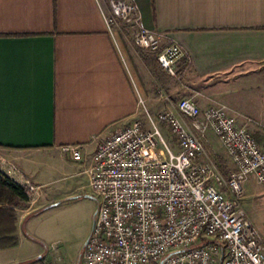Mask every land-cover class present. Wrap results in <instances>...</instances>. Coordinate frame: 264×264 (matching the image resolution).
Listing matches in <instances>:
<instances>
[{
	"label": "crops",
	"instance_id": "obj_1",
	"mask_svg": "<svg viewBox=\"0 0 264 264\" xmlns=\"http://www.w3.org/2000/svg\"><path fill=\"white\" fill-rule=\"evenodd\" d=\"M132 1L141 25L184 50L186 76L175 93L203 89L240 126L264 119V0ZM110 12L109 0H0V176L42 187L47 168L77 163L71 146L82 148L77 169L88 176L101 141L140 119L139 90L152 101L136 72L146 65L131 64L128 28L107 26ZM244 189L246 202L264 212V186L251 178ZM20 202L18 245L0 247V264H46L25 233L31 213Z\"/></svg>",
	"mask_w": 264,
	"mask_h": 264
},
{
	"label": "built area",
	"instance_id": "obj_2",
	"mask_svg": "<svg viewBox=\"0 0 264 264\" xmlns=\"http://www.w3.org/2000/svg\"><path fill=\"white\" fill-rule=\"evenodd\" d=\"M109 5L107 26L121 22L132 30L139 49L154 54L166 75L183 81L187 70L179 67L186 57L182 47L141 25L140 9L132 0H109ZM168 101L169 110L152 116L139 96L145 121L136 119L98 145L87 172L98 210L80 260L264 264V240L241 202L251 178L264 186V150L227 106L201 110L190 98ZM162 124L169 127L178 151L165 140ZM208 132L219 139L233 163L227 178L207 157L202 139ZM159 147L166 159L156 151V159L147 160L144 153ZM67 151L76 162L84 158L80 146ZM12 180L34 195L40 189L29 181L20 183L19 176Z\"/></svg>",
	"mask_w": 264,
	"mask_h": 264
},
{
	"label": "rangeland",
	"instance_id": "obj_3",
	"mask_svg": "<svg viewBox=\"0 0 264 264\" xmlns=\"http://www.w3.org/2000/svg\"><path fill=\"white\" fill-rule=\"evenodd\" d=\"M114 26H116L115 28L117 30H121L124 27L121 22H116ZM131 32L132 30L128 29V34H125L122 38L127 48L126 51L132 57L131 64L135 61L142 60L146 65L145 67L141 62L142 67L138 66L140 70H136V72L139 74L137 76H139L140 80L144 79V82H147V89H149L152 101L150 103L146 102L145 95L141 89L139 91L141 92L140 97L144 99L147 105L149 114L156 116V114H161L166 111L170 106L168 100L176 104L179 100L195 96L194 94L199 90H194L195 92H192L193 95L188 96L175 93L178 90V84L173 77L171 78L165 75L166 73L163 72L159 64L151 63L154 61L153 54L139 49L134 44L133 38H131ZM146 62L150 64L147 65ZM141 69L145 73H142ZM139 71L141 74L138 73ZM207 99L210 98L204 95L202 89L199 91V95L195 96L193 100L196 101L201 109L210 105L212 106V104L226 105L218 99L214 102H210ZM151 109H155V111L153 112ZM144 114L145 112H143L141 107L140 119L145 121L146 115ZM247 121L251 126H246L247 129L262 147L261 149L264 150V119L257 120L250 118ZM160 129L165 140L170 143L174 152L178 151L176 148V140H174L169 127L162 124ZM202 140L206 148L207 157L218 166L223 176L227 178L234 167L222 143L212 132H208ZM156 151L162 153V159H166L163 149L159 147L155 151L149 149L144 153L147 160L156 159ZM77 164L81 165L83 161L71 163L65 169L56 167L47 168L43 174L44 177L39 182L43 186L39 187L40 189H38L35 195L31 194L25 186L18 183L25 188L29 197L27 202H20L21 207H24L31 213L30 218L24 224L25 233L30 236V242L34 246L41 248L43 251L42 258H47L44 259L46 264H83L80 259L82 258L85 244L91 234L90 232L92 231L96 218L98 197L91 189L89 177L85 173H80L81 169H77ZM244 195L241 201L242 206L249 220L257 228L263 238L262 240H264V212L260 211L259 208H254L252 205H249L246 202L247 194ZM26 247V245H21V248H24L23 251L26 250Z\"/></svg>",
	"mask_w": 264,
	"mask_h": 264
},
{
	"label": "trees",
	"instance_id": "obj_4",
	"mask_svg": "<svg viewBox=\"0 0 264 264\" xmlns=\"http://www.w3.org/2000/svg\"><path fill=\"white\" fill-rule=\"evenodd\" d=\"M28 192L22 185L0 176V247L7 249L18 245L15 207L19 201L27 202Z\"/></svg>",
	"mask_w": 264,
	"mask_h": 264
}]
</instances>
